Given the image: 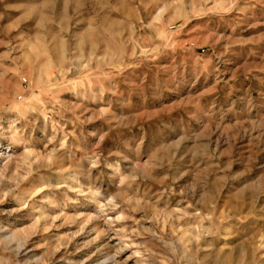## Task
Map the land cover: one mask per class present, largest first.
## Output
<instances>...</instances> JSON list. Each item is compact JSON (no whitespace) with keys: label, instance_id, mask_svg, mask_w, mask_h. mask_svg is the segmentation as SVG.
<instances>
[{"label":"rangeland","instance_id":"obj_1","mask_svg":"<svg viewBox=\"0 0 264 264\" xmlns=\"http://www.w3.org/2000/svg\"><path fill=\"white\" fill-rule=\"evenodd\" d=\"M0 264H264V0H0Z\"/></svg>","mask_w":264,"mask_h":264}]
</instances>
